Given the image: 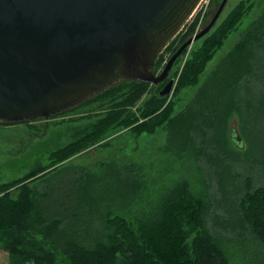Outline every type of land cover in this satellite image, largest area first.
I'll use <instances>...</instances> for the list:
<instances>
[{
    "label": "trees",
    "instance_id": "1",
    "mask_svg": "<svg viewBox=\"0 0 264 264\" xmlns=\"http://www.w3.org/2000/svg\"><path fill=\"white\" fill-rule=\"evenodd\" d=\"M239 13L237 8L227 17L217 40L186 60L179 87L198 82L211 49ZM148 86L123 79L77 104L99 108V114L53 153V162L113 127L152 131L160 123V114L154 115L164 98L159 90L150 91L139 109L144 119L153 118L135 124L130 110ZM233 115L244 149L234 145L228 129ZM161 117L167 132L163 150L195 161L206 176L204 197L179 179L151 211L129 219L122 212L143 187L134 164H107L102 175L72 169L51 179H45L47 167L34 168L20 179L0 182V246L8 252V264H232L227 244L242 253L244 264H264V7L188 103Z\"/></svg>",
    "mask_w": 264,
    "mask_h": 264
},
{
    "label": "water",
    "instance_id": "2",
    "mask_svg": "<svg viewBox=\"0 0 264 264\" xmlns=\"http://www.w3.org/2000/svg\"><path fill=\"white\" fill-rule=\"evenodd\" d=\"M226 1L155 74L157 56L201 0H0V119L48 118L123 79L159 85ZM173 84L166 81L159 95Z\"/></svg>",
    "mask_w": 264,
    "mask_h": 264
},
{
    "label": "rangeland",
    "instance_id": "3",
    "mask_svg": "<svg viewBox=\"0 0 264 264\" xmlns=\"http://www.w3.org/2000/svg\"><path fill=\"white\" fill-rule=\"evenodd\" d=\"M220 2L221 0H201L187 25L162 52L160 61L158 60V67H156L157 62L155 61L152 67L155 74L161 72L174 48L180 42L181 44L184 42L183 38L187 39L193 36L209 23ZM263 7L264 0H227L211 29L187 47L173 64L169 77L160 83L156 90L152 84H149L143 95L130 107L137 119L135 124L153 118L148 116L144 119L139 111L150 91L153 93L157 90L160 91L166 81L171 78L174 80L171 92L164 96L162 107L154 114H160L156 121L160 123L150 132L137 131L131 126L113 127L94 143L73 152L64 160L54 163L53 153L58 148L72 142L74 140L72 135L76 133V130H80L81 127L95 120L96 117L92 115H98L99 108L95 110L92 109V105H75V108L61 110L48 118L40 117L29 121L17 120L14 122L0 119V182H12L20 179L40 166L47 167L45 171H49L45 174V179H51L60 175L66 176L72 169L82 168L90 173L102 175L107 164H134L143 179V187L130 207L122 212V215L129 219H135L143 213L151 211L161 193L179 179L188 181L189 189L194 195L204 197L208 193L206 176L197 167L195 161L189 155L178 158L163 150L167 132L162 120L164 117L161 116L164 113L166 116L173 115L188 103L220 58L233 47ZM237 8L241 12L238 20L233 24V28L222 37L221 42L211 49L210 59L205 62L198 82L195 85L179 87L178 77L186 60L209 46L211 39L219 38L223 33L225 20ZM190 28L193 29L191 35L183 37V33ZM228 129L231 138L232 136L239 138V142L242 143L240 149H244L246 143L239 133V120L236 115L230 118ZM234 145L239 148L236 142ZM54 166L57 168L51 169ZM226 248L232 259V264H244L241 259L242 253L234 245L227 244ZM8 262V252L0 246V264H8Z\"/></svg>",
    "mask_w": 264,
    "mask_h": 264
},
{
    "label": "flooded vegetation",
    "instance_id": "4",
    "mask_svg": "<svg viewBox=\"0 0 264 264\" xmlns=\"http://www.w3.org/2000/svg\"><path fill=\"white\" fill-rule=\"evenodd\" d=\"M163 82H164V81H163ZM163 82H162V83H163ZM164 84H165V83H164ZM158 86H159V85H157V88H158Z\"/></svg>",
    "mask_w": 264,
    "mask_h": 264
}]
</instances>
